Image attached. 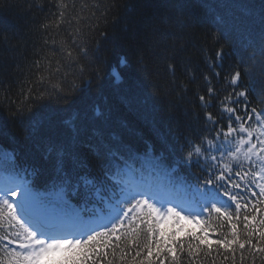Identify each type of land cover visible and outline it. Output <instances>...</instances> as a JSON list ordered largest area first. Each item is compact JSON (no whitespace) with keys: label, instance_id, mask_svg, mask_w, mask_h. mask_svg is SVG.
Listing matches in <instances>:
<instances>
[{"label":"snow or ice","instance_id":"obj_1","mask_svg":"<svg viewBox=\"0 0 264 264\" xmlns=\"http://www.w3.org/2000/svg\"><path fill=\"white\" fill-rule=\"evenodd\" d=\"M119 7L26 5L31 50L0 65V110L43 145L46 169L22 165L14 149L0 158L10 177L0 187V264H45L54 253L48 264H264V86L245 83L255 64L264 70V4L260 46L247 54L222 18L207 38L185 24L153 53L165 66L162 79L147 73L170 116L165 137L98 106L103 118H87L106 81L121 80L104 55ZM146 62L139 52L137 70Z\"/></svg>","mask_w":264,"mask_h":264},{"label":"trees","instance_id":"obj_2","mask_svg":"<svg viewBox=\"0 0 264 264\" xmlns=\"http://www.w3.org/2000/svg\"><path fill=\"white\" fill-rule=\"evenodd\" d=\"M28 3L29 0H0V65L10 67L14 56L31 50L32 37L27 32L30 22V14L26 11ZM119 4V19L109 27L111 38L105 44L104 55L106 71H118L121 80H107L103 93L92 97L87 116L89 121L103 118L95 115L94 109L98 106L102 114L111 115L113 119L126 117L150 131L154 128L158 137L171 135L166 103L153 96L152 80L147 73H156L163 78L164 63L153 53L171 44L185 31V24L190 25L199 38H207L210 30L216 27L217 19L222 18L225 35L235 49L247 54L251 48L260 46L259 19L264 0H119ZM196 45L199 46V40ZM141 51L145 52L147 59L143 73L136 68V57ZM122 54L127 56V66L118 62ZM196 54L193 51V55ZM251 73L255 80L264 78L259 63L254 65ZM262 86L264 83L259 87ZM62 115L57 112L52 118L59 123ZM0 124L4 125L0 148L10 152L14 149L22 165H40L46 169L42 160L45 149L41 143L26 142L23 129L9 121L7 113L2 110ZM46 176V170L42 171L38 182ZM61 255L50 254L45 264Z\"/></svg>","mask_w":264,"mask_h":264}]
</instances>
